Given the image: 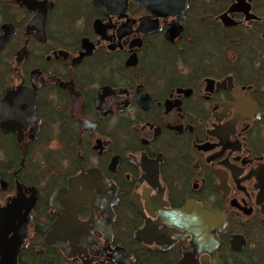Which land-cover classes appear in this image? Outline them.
<instances>
[{
  "label": "flooded vegetation",
  "instance_id": "flooded-vegetation-1",
  "mask_svg": "<svg viewBox=\"0 0 264 264\" xmlns=\"http://www.w3.org/2000/svg\"><path fill=\"white\" fill-rule=\"evenodd\" d=\"M0 264H264V0H0Z\"/></svg>",
  "mask_w": 264,
  "mask_h": 264
}]
</instances>
